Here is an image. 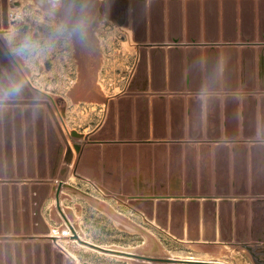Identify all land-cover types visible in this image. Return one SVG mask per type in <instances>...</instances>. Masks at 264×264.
<instances>
[{"label":"rangeland","instance_id":"374dc122","mask_svg":"<svg viewBox=\"0 0 264 264\" xmlns=\"http://www.w3.org/2000/svg\"><path fill=\"white\" fill-rule=\"evenodd\" d=\"M114 1V14L118 15L123 5L128 6L127 25L119 24L110 17L109 0H101L98 4L91 3V0H61L60 4L56 2L54 8L50 9L37 0H0V206L2 203L9 206L7 220L3 218L2 210L0 212V264H127L125 255L91 248L70 236L72 232L56 207L57 184L52 183L54 179L58 181L59 167L64 162L69 145L73 158L68 164L66 182L69 186L63 187V191L66 199L72 196L75 201L60 203L59 200V203L81 238L103 247L135 251L137 255L180 256L185 259L193 256L226 264H260L245 247L233 245L230 241L213 243L202 238H180L177 234L180 233V217L185 234L193 227L201 232L204 228L203 215H198L196 224L187 217V200L195 198L203 202L211 195L210 192L199 191L183 193V142L198 145L211 140L205 135L196 139L187 136L158 139L151 135L157 126L169 131L171 116L180 115L182 103L173 95L181 96L185 104L189 95L205 98L211 93L219 96L225 94L222 88L205 89V85L200 89H188L187 81L180 78L178 70L179 63L184 64L185 71L187 60L194 59L189 53L191 46L202 50L201 62L204 64V47L214 45L221 48L224 41H206L203 38L187 40L185 14L190 16V22L197 21V11L192 9V5L190 9L187 7L188 0ZM203 14L201 9V20ZM208 18H213V9L208 12ZM168 22H171L170 28ZM134 34L141 39L135 40ZM177 34L180 38L169 40L171 35ZM154 35L160 36L151 40L152 37L155 39ZM152 46L163 48L164 73H161L160 62H155V72L150 71ZM142 47H145L144 61L140 70L146 72L139 70V75L148 78L136 81L148 82L149 86L146 89H128ZM151 82L155 86L152 87ZM180 82L185 86L176 89L175 85ZM186 103L185 112L191 113L194 108L189 111ZM59 108L60 111L64 108L62 117ZM205 109L204 104V113ZM105 124H111L108 132L116 136L119 129L129 131V126L133 133L143 128L149 135L141 138L142 141L135 138L116 141L122 146L131 145L136 155L135 176L124 187L125 191H101L96 192L97 196L95 192L93 195L79 185L69 183L68 178H82L76 173H79L80 157L86 146L83 143L99 142H81L79 151L74 144L94 134ZM184 127L187 130V123ZM71 130L83 136L72 138ZM103 132L107 133V129L103 128ZM110 142L115 141L100 143ZM199 155L197 152V163L200 157L203 160V153ZM57 157L59 164L55 167L52 163ZM204 158L207 159V154ZM10 159L14 162L12 166L7 163ZM17 159L19 164L24 162L23 166L15 163ZM20 167H23L26 181L29 173L34 171L37 174L39 169L42 173L39 192L42 197L41 218L36 217L34 223L27 207L23 216L19 213L18 222L9 212L13 200L31 203L33 198L31 192L27 197L21 193L22 178L16 177ZM206 168L208 172V164ZM9 171L12 177L8 176ZM51 172L55 175L50 176ZM122 178L126 182L130 180L128 176ZM12 181L19 185L14 194L11 193ZM2 182L8 183V190L3 191ZM132 189L138 195L144 191H162L169 197L163 199L167 203H160L161 198L152 197L149 198L151 203H137L134 206L126 203L128 191ZM212 195L218 199L214 192ZM180 200L184 202V208L180 206ZM247 204L245 227L250 231L253 211L250 203ZM231 212L233 216L231 214L229 229L225 225L223 228L233 233L244 219V208L233 207ZM236 212L238 222L234 218ZM260 214L264 216V207L260 209ZM220 228L221 225H217L218 234L223 231ZM36 229H40V232H33ZM53 229L59 232L64 229L66 234L59 235L67 237H51V234H58ZM171 229L176 231L172 232ZM37 234L41 238L33 236ZM16 235L26 236L16 238ZM259 245L261 247L262 242ZM256 253L258 258L264 257V251ZM133 258L143 264L158 261Z\"/></svg>","mask_w":264,"mask_h":264},{"label":"water","instance_id":"95a60500","mask_svg":"<svg viewBox=\"0 0 264 264\" xmlns=\"http://www.w3.org/2000/svg\"><path fill=\"white\" fill-rule=\"evenodd\" d=\"M190 5H192V9L197 11V21L190 22V16L188 13L185 14L187 40L197 41L203 38L206 41H216L218 39H222V41H224V45L221 48L214 45L204 47V64L201 62L202 50H200L199 47L191 46V48H189L191 52L189 53H191L194 59L187 60L185 71L183 68L184 64H178L180 78H184V80L187 81L186 86L188 89H200L205 85V89L218 90L222 88L225 90V94L219 96L211 93L205 98H201L196 95H189L185 104L188 102L189 111H191V108L194 109L191 113L187 114L185 112L184 100L179 95H173L176 96L173 98L180 99V102L182 103L180 115L171 116V129H169V131L157 126L154 127L151 133L153 138L158 139H165L167 136L171 139H180L185 136L196 139L205 135L211 140L209 142H200L198 145L193 142H183V193L189 194L199 191L210 192L211 195L203 202H200L195 198H190L186 203V207L188 209L187 217L192 219L195 224L199 220L198 215H203V231L201 232L200 229L197 230V228L193 227V230H187L185 234L183 230V221L180 217V233L177 232V234L182 239L184 237L196 240L202 238L203 240L208 239L213 243L230 241L233 245L239 244V247H245L249 251L250 256L253 258L255 257V259L261 263L264 262V257L262 259L258 258V254L256 252L259 250L264 251V216H261L260 214V209H263L264 207V143L263 141L252 140L248 145L246 144V141L244 142V140H250L258 134L260 137L264 138L263 125L260 124L259 131L257 127H255L256 107L258 105L262 107L264 104V93H261L259 97L250 93L252 92L251 90L256 88L264 90V0H188L187 7L189 9ZM115 6L116 2L114 0H109L108 10L110 17L119 24L127 25L128 6L123 5L124 8H122L118 15L114 14L116 12L114 11ZM189 9H187V11ZM201 9L204 11L202 20L200 18ZM212 9L213 18L207 19L208 12ZM246 13H249L250 16ZM168 23L170 28L171 22ZM154 36L155 39L152 37L151 40H156V38H159L160 35ZM139 38L141 39V37H137V35L134 34L135 40H138ZM176 38H180V35H171L169 40H176ZM238 40L241 44L240 47L236 46V41ZM254 40L259 41V45L256 48L252 45L253 43H251ZM144 48L145 47H142L140 49V60L129 83L128 89H146L149 86L148 82L140 83L136 81L148 78L147 76L142 78L139 75L140 66L144 61ZM145 57L147 56L145 55ZM150 57V71L155 72L157 70V63L155 62H160L162 66L161 73H164L163 65L165 57L163 48L159 46H152L150 50ZM169 70L171 71V68H169ZM140 71L146 72V70L143 69ZM151 86H155V83L151 82ZM184 86L185 85L182 82H180L179 85H175L176 89H181ZM238 92H242V94L238 95ZM204 104L206 106L205 113L203 112ZM246 106L249 108V112L245 114L244 110ZM145 112H147V110H145ZM61 113L62 115L64 114V108H61ZM249 115L252 118V121L249 122L251 127L246 121V116ZM145 118H147V114L145 115ZM186 123L188 126L187 130L184 127V124ZM110 126L111 124H105L94 134H90L85 137L84 140L79 141L80 143H75V149L78 151L81 149V142H116L119 140H130L134 138L142 141L143 139L141 138L149 135V133L143 130V128L136 129L135 133H133L131 126H129V131L119 129L116 136L113 133L108 132L110 130ZM103 128L107 129V133H101ZM70 134L72 138L83 136L76 130H71ZM116 137L118 139H116ZM248 149L250 152L249 157L246 155ZM197 152L200 154L199 157L203 153V160L200 157L199 163H197L196 158ZM16 154L18 155V152H16ZM206 154L207 159L204 158ZM72 158L73 153L69 145L67 147L66 156L64 157V162L59 167V172L57 174L58 182L55 188L56 207L60 214L64 217L72 232L71 238H75L78 242L84 245L104 252L130 255L132 257L148 260H163L166 262L177 261V259H173L171 257H153L127 253L103 247L99 244L79 237L73 226L69 223L59 203V193L61 188L69 186L66 179L69 171L68 164L72 162ZM204 159L206 163L204 162ZM18 161L19 160L17 159L15 163L23 166L24 162L21 161L19 164ZM7 163L12 166V163L14 162L10 159ZM52 164L56 167L59 164V157L55 158ZM207 164L208 172L206 168ZM19 170L20 171L16 172V177L22 178V182L20 183L21 193H23V196L27 197L31 192L33 198L31 203H18L17 200H15L16 202L13 200L9 212L12 213L16 222H18L19 213H22L23 216V213L25 214V208L27 207L32 213L34 223L36 221V217L41 218L40 206L42 197L39 192L41 190L42 182L36 178L40 179L42 173L40 172V169L37 174L33 171L28 174V179L26 181L24 178L25 173L23 167H20ZM74 173H76V170H74ZM7 174L9 177L13 176L10 171ZM50 174V176L55 175L53 172ZM76 174L80 175V173ZM232 177L233 179L231 181ZM28 181H30V183H28ZM2 184L3 185H1V187L3 191L8 190L6 188L8 183L2 182ZM18 188V183L12 181L11 193H17ZM213 192L215 196L218 197L217 200L213 197ZM172 196L177 199L175 195ZM152 197L161 198L162 200L160 203H167L163 201V199L168 198L169 196L162 191H144L138 195V192L133 190V192L129 193L127 198L128 201L126 203H132L134 206H136L137 203H151L149 198ZM233 197L234 199H232ZM248 197L251 199L248 200ZM175 202H178V200ZM183 203L184 202L180 200V206L184 208L185 204L183 205ZM247 203H250L249 205H251V210L253 211L250 222V231L247 227H245V217L247 216L248 206ZM233 207L234 209L244 208V219L232 233L229 230H224L223 226H228L229 229L230 218L233 216V213L231 212ZM8 208V203H2V206H0V212L2 210L4 216L3 218L5 220H7L6 211H8ZM254 212L256 213L255 216ZM238 217L239 216L236 212L234 217L236 222H238ZM241 224L242 227H240ZM217 225H221L220 229L223 230L219 234L217 233ZM171 230L172 232L176 231L173 229ZM18 231L19 230H17V232ZM33 232L39 233L40 229H36L35 231L33 230ZM51 235L53 238L67 237L66 235L61 236L59 234ZM25 236L16 235L15 237L24 238ZM33 236L41 238L40 234ZM217 239L219 241H217ZM249 239H251V241H249ZM259 242H262L263 244L261 247ZM178 261L192 264H226L222 261L206 259L186 258Z\"/></svg>","mask_w":264,"mask_h":264},{"label":"crops","instance_id":"0c3cea01","mask_svg":"<svg viewBox=\"0 0 264 264\" xmlns=\"http://www.w3.org/2000/svg\"><path fill=\"white\" fill-rule=\"evenodd\" d=\"M251 43L256 48L259 45L258 40H254ZM240 41H236V46L240 47ZM254 95L259 97L261 93H264V90L256 88L251 90ZM238 95H241L242 92H238ZM256 123L255 127H257L259 131L260 124L264 127V104L256 107ZM245 114L249 112V108L246 106L244 110ZM262 113V117H261ZM250 116V115H249ZM246 116L247 124L252 121L251 116ZM251 127V125H249ZM243 139V138H242ZM263 141L264 138L260 137L258 134L256 137L251 138L246 141V144L249 145L251 141ZM86 145L80 157V163L78 165L79 173L82 178H77L76 180H72L71 176L68 178V182L71 184L79 185L82 189L86 190L89 193L97 195L96 192L106 191L112 193H121V191H125L129 183H131V177L135 176L136 170V155L133 153L132 147L130 144L122 146L117 142L110 143H83ZM106 145L107 147L103 146ZM249 149L246 152V155L249 157ZM123 177L126 178L128 176V182L123 180ZM40 180L39 178H36ZM57 180L54 179L52 183L56 184ZM120 186V188H118ZM134 189H132L133 192ZM120 191V192H119ZM128 191V193H130ZM66 193L63 191V188L60 192L59 200L60 203H73L75 198L69 196L66 199ZM127 195V194H126ZM98 196V195H97ZM251 198L248 197V200Z\"/></svg>","mask_w":264,"mask_h":264},{"label":"bare ground","instance_id":"6f19581e","mask_svg":"<svg viewBox=\"0 0 264 264\" xmlns=\"http://www.w3.org/2000/svg\"><path fill=\"white\" fill-rule=\"evenodd\" d=\"M40 4H42L43 6H45V7H49V9L50 8H54V6L57 4L56 2H58L59 4H60V1L61 0H37ZM97 1V2H96ZM101 0H91V3H93V4H98L99 2H100ZM88 2V1H87ZM94 7V6H93ZM16 63V62H15ZM16 65H17V63H16ZM18 66V65H17ZM129 82V81H128ZM100 87V86H99ZM98 88V87H97ZM102 88V87H101ZM101 88H99L100 90H101ZM105 90V89H104ZM125 91V90H124ZM121 95V94H120ZM132 103V102H131ZM59 114H60V117H62V113H61V111H60V108H59ZM61 119V118H60ZM61 120H63V119H61ZM58 182V181H57ZM57 184V183H56ZM69 221V223L70 224H72L71 223V220H68ZM72 226H73V228L75 229V231H76V233L79 235V233H78V231H77V229L74 227V225L72 224ZM70 233H71V231H70ZM72 235V234H71ZM70 235V236H71ZM79 237H81L80 235H79ZM112 249H114V248H112ZM116 250H119V251H124V252H127V253H132V254H137L138 252H135V251H129V250H121V249H116ZM139 255V254H138ZM140 255H142V254H140ZM120 256V255H119ZM125 256H127V259H128V262H127V264H143L142 262H140V261H138V260H135L133 257H131V256H128V255H125ZM163 256V255H162ZM153 257H161V256H153ZM171 258H173V259H177V260H180V259H185V258H180V256H173V257H171ZM188 259H202V258H195V257H193V256H190V257H188ZM159 261V260H158ZM158 261H156V262H149V264H180V262H158ZM216 261H218V260H216ZM225 263V262H224ZM228 264H230V263H228Z\"/></svg>","mask_w":264,"mask_h":264},{"label":"built area","instance_id":"2783aa9c","mask_svg":"<svg viewBox=\"0 0 264 264\" xmlns=\"http://www.w3.org/2000/svg\"><path fill=\"white\" fill-rule=\"evenodd\" d=\"M53 231L55 232V233H62V234H66V231L64 230V229H62L60 232L57 230V229H53Z\"/></svg>","mask_w":264,"mask_h":264},{"label":"flooded vegetation","instance_id":"af4514ba","mask_svg":"<svg viewBox=\"0 0 264 264\" xmlns=\"http://www.w3.org/2000/svg\"><path fill=\"white\" fill-rule=\"evenodd\" d=\"M260 264H264V262H261Z\"/></svg>","mask_w":264,"mask_h":264}]
</instances>
